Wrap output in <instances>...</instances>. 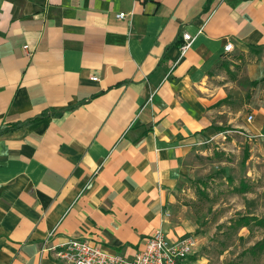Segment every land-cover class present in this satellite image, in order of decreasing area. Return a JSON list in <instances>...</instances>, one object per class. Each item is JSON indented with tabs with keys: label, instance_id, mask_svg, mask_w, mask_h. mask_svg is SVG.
Wrapping results in <instances>:
<instances>
[{
	"label": "crops",
	"instance_id": "crops-1",
	"mask_svg": "<svg viewBox=\"0 0 264 264\" xmlns=\"http://www.w3.org/2000/svg\"><path fill=\"white\" fill-rule=\"evenodd\" d=\"M226 42L264 50V0H0V127L46 112L0 134V264H66L50 247L72 237L131 257L157 227L188 233L173 209Z\"/></svg>",
	"mask_w": 264,
	"mask_h": 264
},
{
	"label": "rangeland",
	"instance_id": "rangeland-1",
	"mask_svg": "<svg viewBox=\"0 0 264 264\" xmlns=\"http://www.w3.org/2000/svg\"><path fill=\"white\" fill-rule=\"evenodd\" d=\"M221 62L206 79L211 135L184 158L173 217L195 237L190 264H264V126L250 130L264 111V50Z\"/></svg>",
	"mask_w": 264,
	"mask_h": 264
},
{
	"label": "built area",
	"instance_id": "built-area-1",
	"mask_svg": "<svg viewBox=\"0 0 264 264\" xmlns=\"http://www.w3.org/2000/svg\"><path fill=\"white\" fill-rule=\"evenodd\" d=\"M126 15L130 13L124 11L116 13L118 18ZM198 32L199 30L196 33ZM194 35L182 33L180 56L186 52ZM23 48L28 49V45H23ZM223 48L225 52L230 51L232 43L226 42ZM91 79L95 80L97 76L92 75ZM247 119H252V115L248 114ZM195 242V237L191 233L170 237L157 227L146 237L143 247L131 257L108 251L97 241L85 237L68 238L50 248L55 256L66 264H190Z\"/></svg>",
	"mask_w": 264,
	"mask_h": 264
},
{
	"label": "trees",
	"instance_id": "trees-1",
	"mask_svg": "<svg viewBox=\"0 0 264 264\" xmlns=\"http://www.w3.org/2000/svg\"><path fill=\"white\" fill-rule=\"evenodd\" d=\"M44 116H46V112L43 111V112H41L37 115H34L32 117H27L23 120H17V121L11 122L9 124H6V125L0 127V134L7 132V131H10V130L15 129V128L30 124V123L34 122L35 120L42 118ZM241 218L244 219L245 217L242 216Z\"/></svg>",
	"mask_w": 264,
	"mask_h": 264
}]
</instances>
